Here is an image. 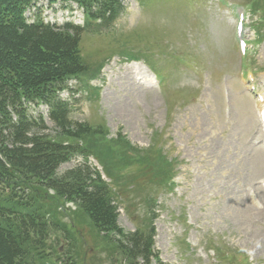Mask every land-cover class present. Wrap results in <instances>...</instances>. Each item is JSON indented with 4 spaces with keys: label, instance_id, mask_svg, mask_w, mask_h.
I'll return each mask as SVG.
<instances>
[{
    "label": "rangeland",
    "instance_id": "374dc122",
    "mask_svg": "<svg viewBox=\"0 0 264 264\" xmlns=\"http://www.w3.org/2000/svg\"><path fill=\"white\" fill-rule=\"evenodd\" d=\"M202 1L125 0L111 25L85 29L87 72L60 97L70 101L69 121L99 128L105 144L95 157L81 152L83 140L62 138L79 150L58 173L86 161L109 186L120 229L144 231L150 221L160 261L152 264H264V129L247 91L254 84L264 97V0ZM74 6L40 0L36 8L51 24L81 25ZM29 113L56 133L45 106ZM164 164L160 182L153 173ZM51 201L47 219L64 232H49L37 264H115L110 235Z\"/></svg>",
    "mask_w": 264,
    "mask_h": 264
},
{
    "label": "trees",
    "instance_id": "16d2710c",
    "mask_svg": "<svg viewBox=\"0 0 264 264\" xmlns=\"http://www.w3.org/2000/svg\"><path fill=\"white\" fill-rule=\"evenodd\" d=\"M37 1L0 0V264H37L34 255L45 248L49 232H64L47 219L46 204L53 199L72 203L97 234L110 235L115 264L160 263L151 222L144 231L120 229L113 194L98 171L84 161L58 173L78 149L62 138L83 140L81 152L100 157L105 144L96 137L100 129L71 123L69 105L58 92L69 78L87 72L79 52L85 27L111 25L125 0H48L76 3L85 15L84 27L45 24L40 11L31 22L25 13ZM40 106L47 107L57 138L46 132L41 115L29 113ZM163 167L153 173L160 182L170 171L169 164Z\"/></svg>",
    "mask_w": 264,
    "mask_h": 264
},
{
    "label": "bare ground",
    "instance_id": "6f19581e",
    "mask_svg": "<svg viewBox=\"0 0 264 264\" xmlns=\"http://www.w3.org/2000/svg\"><path fill=\"white\" fill-rule=\"evenodd\" d=\"M150 91V90H149ZM246 107V106H245ZM242 108V107H241ZM243 111V110H242ZM239 116H241V113H240V115ZM243 118V117H242ZM244 119V118H243ZM242 120V119H241ZM245 125V124H244ZM263 129H264V125H260ZM246 127V126H245ZM260 154H262V153H260ZM262 155H264V154H262ZM255 156V155H254ZM261 156V155H260ZM252 157H253V155H252ZM254 161V160H253ZM240 204V203H239ZM238 205V204H237ZM241 207V206H240ZM242 210V209H241ZM238 214L240 215V213L238 212ZM242 214V213H241Z\"/></svg>",
    "mask_w": 264,
    "mask_h": 264
}]
</instances>
